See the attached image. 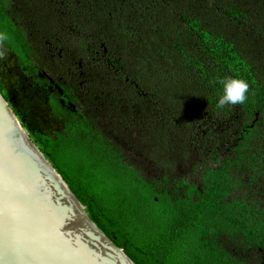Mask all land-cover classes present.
Listing matches in <instances>:
<instances>
[{
  "label": "trees",
  "instance_id": "16d2710c",
  "mask_svg": "<svg viewBox=\"0 0 264 264\" xmlns=\"http://www.w3.org/2000/svg\"><path fill=\"white\" fill-rule=\"evenodd\" d=\"M38 3L79 20L47 55ZM0 32L38 89L102 63L82 96L53 73L58 128L30 138L134 264H264V0H0ZM227 77L245 103L218 107Z\"/></svg>",
  "mask_w": 264,
  "mask_h": 264
},
{
  "label": "water",
  "instance_id": "95a60500",
  "mask_svg": "<svg viewBox=\"0 0 264 264\" xmlns=\"http://www.w3.org/2000/svg\"><path fill=\"white\" fill-rule=\"evenodd\" d=\"M0 264H134L89 218L1 94Z\"/></svg>",
  "mask_w": 264,
  "mask_h": 264
},
{
  "label": "rangeland",
  "instance_id": "374dc122",
  "mask_svg": "<svg viewBox=\"0 0 264 264\" xmlns=\"http://www.w3.org/2000/svg\"><path fill=\"white\" fill-rule=\"evenodd\" d=\"M38 6L37 13L39 15V21L43 24V26H41L42 32L39 34V38L43 40V42L40 43L37 39H35L37 49H41L45 45H49L47 41H45V33L49 32L48 29L54 30V26L58 23L61 26L66 22L74 23L75 21H79L75 20L72 15L69 17L70 15L68 13H53L51 10L42 11L40 10V3H38ZM47 6L49 7L50 4L45 2L43 7L48 8ZM88 18H90L92 21V24L89 27H95V25L100 24L104 20V18L101 19L98 13L90 15ZM97 27L100 31L101 25ZM102 28L104 33L105 28L108 30L107 25L103 26ZM49 48L50 47H47L45 49L44 47L45 51L43 50V52H45L46 55L47 52L49 53ZM71 48L73 49V47ZM112 49L117 51L116 47L114 48L112 46ZM0 50L4 52V56L0 57V85L2 87V92L8 96L9 103L12 106L11 107L9 105L11 109L14 108L20 114L17 117L18 119L20 118L19 121L29 136H31V131L45 133L51 132L53 129L56 130L58 128V125L55 124L50 118L49 108L47 105V91L49 93L56 90L61 92L60 89L56 88L57 85L51 79L55 71H57L55 76H58L59 80L64 78L65 80H62L71 87H76L77 92L82 96V89H84L85 85L87 86L86 83L90 82L96 73V69L100 64H102L99 60H97L96 62H92L91 65H89V68L91 69L89 73L79 75V72H77V75H75L74 72L73 75H70L67 74L68 72L64 71V64L61 60L59 61L60 65L52 64V66L46 70V73L43 72L50 84H48L45 89H38L32 84H29L22 77L19 70L20 64L17 62L16 57L8 51V48L3 44H0ZM65 56L72 63L73 67L76 58L74 57L71 49L66 52ZM101 59L104 60L103 57ZM81 70L83 71V69Z\"/></svg>",
  "mask_w": 264,
  "mask_h": 264
},
{
  "label": "clouds",
  "instance_id": "9594fccd",
  "mask_svg": "<svg viewBox=\"0 0 264 264\" xmlns=\"http://www.w3.org/2000/svg\"><path fill=\"white\" fill-rule=\"evenodd\" d=\"M9 40L6 32H0V44ZM4 56V52L0 50V57ZM223 84V92L218 101V107L225 105L243 104L248 98L249 84L243 78L227 77L221 81Z\"/></svg>",
  "mask_w": 264,
  "mask_h": 264
},
{
  "label": "flooded vegetation",
  "instance_id": "af4514ba",
  "mask_svg": "<svg viewBox=\"0 0 264 264\" xmlns=\"http://www.w3.org/2000/svg\"><path fill=\"white\" fill-rule=\"evenodd\" d=\"M56 88H57V89H59V87H58V86H56Z\"/></svg>",
  "mask_w": 264,
  "mask_h": 264
}]
</instances>
